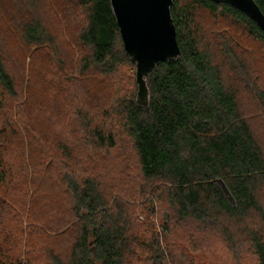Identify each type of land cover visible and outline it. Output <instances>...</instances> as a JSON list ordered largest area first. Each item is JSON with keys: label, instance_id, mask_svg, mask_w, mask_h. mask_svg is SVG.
<instances>
[{"label": "trees", "instance_id": "1", "mask_svg": "<svg viewBox=\"0 0 264 264\" xmlns=\"http://www.w3.org/2000/svg\"><path fill=\"white\" fill-rule=\"evenodd\" d=\"M170 14L142 108L109 0H0V264H264V32Z\"/></svg>", "mask_w": 264, "mask_h": 264}, {"label": "water", "instance_id": "2", "mask_svg": "<svg viewBox=\"0 0 264 264\" xmlns=\"http://www.w3.org/2000/svg\"><path fill=\"white\" fill-rule=\"evenodd\" d=\"M247 16L264 32V14L254 0H210ZM122 48L135 65L136 103L148 108L147 80L160 63L181 58L170 14L172 0H109ZM225 194H228L222 184Z\"/></svg>", "mask_w": 264, "mask_h": 264}, {"label": "rangeland", "instance_id": "3", "mask_svg": "<svg viewBox=\"0 0 264 264\" xmlns=\"http://www.w3.org/2000/svg\"><path fill=\"white\" fill-rule=\"evenodd\" d=\"M49 22V17H46V23ZM259 53V64L262 65V67L264 68V58L262 56H264L262 53L263 51ZM30 58H26L25 60V63H26V70H28V64L30 62L29 60ZM38 65V64H37ZM244 96V95H243ZM246 96V95H245ZM247 97V96H246ZM247 101L245 99H243V104H245ZM158 206V205H157ZM136 216L138 218V220L142 223H145L146 220H145V217L142 213H140L139 211H136ZM159 213H160V210H156V213H155V218L152 219V222H153V228L155 229L156 233H158L159 235L162 233V230H161V226H160V219H159ZM148 222V225H151V218H149V220H147ZM219 247V246H218ZM224 249V248H223ZM222 251H220L221 253L219 252H212V253H209L208 257L210 258V261H211V264H228L229 261H225L226 260V250L224 249ZM230 260V259H229ZM232 264H235V263H232Z\"/></svg>", "mask_w": 264, "mask_h": 264}]
</instances>
